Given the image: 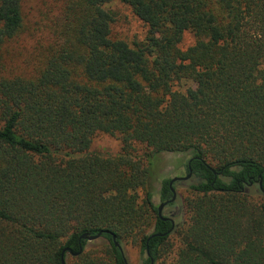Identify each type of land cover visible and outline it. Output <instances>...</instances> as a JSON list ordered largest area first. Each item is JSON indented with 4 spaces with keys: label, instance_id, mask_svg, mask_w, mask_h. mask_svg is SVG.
<instances>
[{
    "label": "trees",
    "instance_id": "16d2710c",
    "mask_svg": "<svg viewBox=\"0 0 264 264\" xmlns=\"http://www.w3.org/2000/svg\"><path fill=\"white\" fill-rule=\"evenodd\" d=\"M116 1L143 40L113 36ZM26 29L23 0H0V264H129L126 240L142 264H264V0H63L13 74ZM101 132L120 152L90 151ZM166 153L192 170L182 225L159 216L172 177L154 201Z\"/></svg>",
    "mask_w": 264,
    "mask_h": 264
},
{
    "label": "rangeland",
    "instance_id": "374dc122",
    "mask_svg": "<svg viewBox=\"0 0 264 264\" xmlns=\"http://www.w3.org/2000/svg\"><path fill=\"white\" fill-rule=\"evenodd\" d=\"M63 0H23L25 23L27 29L19 38L7 44L4 48L6 52V67L13 74H26L32 71L37 59H34V49L47 40L49 26L58 12H60ZM112 8L117 12V18L112 26L113 36L124 39L133 44L135 41L143 40L148 32L147 25L139 19L132 9L126 4L116 1ZM195 41L193 33L186 32L181 43V47L186 49ZM32 60L34 62L32 63ZM194 86L191 81H183L177 87L186 88ZM122 148L119 136L108 133H96L93 137L90 151L104 154H117ZM141 152L144 149L138 147ZM187 158L181 153H166L158 156L153 170L154 201L160 203L159 189L163 178L184 176L187 172ZM192 179L180 180L175 183L177 199L172 205L164 208L163 214L172 217L175 222L183 224L185 221V200L190 196L189 184ZM105 243L101 237L88 242L89 250L100 249ZM123 249L129 264H142L140 247L132 241L123 242Z\"/></svg>",
    "mask_w": 264,
    "mask_h": 264
},
{
    "label": "water",
    "instance_id": "95a60500",
    "mask_svg": "<svg viewBox=\"0 0 264 264\" xmlns=\"http://www.w3.org/2000/svg\"><path fill=\"white\" fill-rule=\"evenodd\" d=\"M192 176V170L190 169V171L186 174V175H184V176H176V177H173L172 179H171V181H170V185L172 186V192H173V195H172V198H170V199H168V200H166V201H164V202H161L160 204H159V207H158V209H159V216H161L162 218H164V219H170L172 222H173V224H174V219L172 218V217H165L164 215H163V210H164V208H165V206L167 205V204H169V203H173L176 199H177V192H176V190H175V188L173 187V183L174 182H176V181H178V180H188V179H190V177ZM101 232H99L98 234H95V235H90V234H88V233H84L83 235H82V238H84V239H87V240H89V241H91V240H95V239H98L100 236H101ZM114 239L116 240V236L114 235ZM116 245L117 246H120L121 247V245L119 244V242H117L116 241ZM122 248V247H121ZM71 250V249H70ZM66 250H64L63 251V253L65 252ZM64 262H65V259H64ZM152 264L154 263V260L152 259V262H151Z\"/></svg>",
    "mask_w": 264,
    "mask_h": 264
},
{
    "label": "flooded vegetation",
    "instance_id": "af4514ba",
    "mask_svg": "<svg viewBox=\"0 0 264 264\" xmlns=\"http://www.w3.org/2000/svg\"><path fill=\"white\" fill-rule=\"evenodd\" d=\"M172 178H173V177H172ZM178 181H180V180H178ZM176 182H177V181H176ZM176 182H174L173 185H174ZM171 187H172V186H171ZM173 187H174V186H173ZM165 201H166V200H165ZM163 202H164V201H163ZM167 206H168V204H167L165 207H167Z\"/></svg>",
    "mask_w": 264,
    "mask_h": 264
}]
</instances>
